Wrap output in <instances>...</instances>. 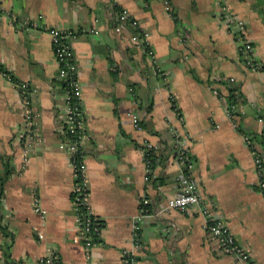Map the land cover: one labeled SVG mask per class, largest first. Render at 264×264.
<instances>
[{"label": "crops", "instance_id": "crops-1", "mask_svg": "<svg viewBox=\"0 0 264 264\" xmlns=\"http://www.w3.org/2000/svg\"><path fill=\"white\" fill-rule=\"evenodd\" d=\"M228 2L246 21L264 65V0ZM0 7V225L12 234L13 264H37L48 246L59 264H121L125 249L135 252L139 264H235L210 241L202 206L225 220L251 259L264 264V194L255 188L254 157L229 120L225 98L231 83L241 95L237 120L245 131L260 133L264 70L243 65L213 0H0ZM114 8L127 10L149 33L155 66L130 42L129 31H114ZM38 16V29L20 23ZM49 27L98 31L71 43L87 136L89 202L103 227L89 257L72 210L70 158L59 148L64 90ZM1 70L27 82L37 125L47 138L24 169L19 91ZM133 117L144 121L140 130ZM175 127L190 137L201 206L156 214L178 192ZM146 142L160 145L148 180L140 147ZM141 195L156 216L141 221L135 248L132 219ZM34 198L43 214L34 210ZM4 241L0 231V245ZM0 257L5 262L1 250Z\"/></svg>", "mask_w": 264, "mask_h": 264}, {"label": "built area", "instance_id": "built-area-1", "mask_svg": "<svg viewBox=\"0 0 264 264\" xmlns=\"http://www.w3.org/2000/svg\"><path fill=\"white\" fill-rule=\"evenodd\" d=\"M214 5L218 9L219 19L225 23V27L230 32L239 47V54L243 65L252 70H264V65L256 56L255 46L249 36L246 21L236 15L230 8L228 0H213ZM166 9H170L165 2ZM1 11V7H0ZM116 33H124L129 31V40L132 44L142 47L150 60L155 62V53L150 44L149 33L144 31L136 18H134L125 9L114 8ZM23 19L20 23L23 27L38 29L40 28L39 19ZM14 19V18H13ZM50 36L54 57L58 64L57 79L62 82L64 90V110L61 116L62 125L58 129L63 135L59 140V148L64 150L70 158L73 185H72V210L78 232V237L82 241L86 256H90V250L99 244V238L102 231V221L94 214L89 202V186L87 179V166L85 161V144L87 140L83 109H82V92L78 81L77 64L72 49V41L80 34L95 35L98 33L96 29H61L46 28ZM155 66V65H154ZM156 71L158 69L155 68ZM159 72V71H158ZM9 81H11L19 91L22 122L18 133V143L21 149V168L27 166L30 156L36 150L42 149L47 138L43 135L37 125L38 112L33 103L32 90L25 81L12 79L8 73L1 71ZM232 80V79H231ZM217 93V91H214ZM171 103L174 105L173 96L170 97ZM227 113L231 124L235 127L236 115L232 114L227 108ZM139 118L133 117L134 128L140 130ZM182 127V126H181ZM175 127L171 130V134L175 141L174 159L180 165V174L178 176V192L167 199L166 205L157 211L156 214L168 210H176L184 213L195 206H201V194L197 179L193 173L194 162L191 155V142L188 134L181 128ZM58 135V132H56ZM244 142L250 149L254 157V172L257 180V186L260 190L264 189V158L255 150L254 145H250L249 137L244 136ZM148 148L159 149L160 145L151 143H143ZM146 173L145 180H148L150 170L149 163L144 158ZM149 199L144 195L139 197V213L132 219V228L134 239L136 241L135 248L138 247L140 223L147 216H156L150 213ZM202 212L206 218L205 228L209 235L210 241L215 245L221 255L232 258L235 264H256L250 257L248 251L241 246L229 225L225 220L216 218L210 213L206 206H202ZM34 210L40 214L44 211L40 209L34 198ZM42 238V235H39ZM56 255L47 247L46 253L37 259V264H54ZM0 264H6L0 257ZM121 264H139L136 254L133 250L125 249L122 252Z\"/></svg>", "mask_w": 264, "mask_h": 264}, {"label": "trees", "instance_id": "trees-1", "mask_svg": "<svg viewBox=\"0 0 264 264\" xmlns=\"http://www.w3.org/2000/svg\"><path fill=\"white\" fill-rule=\"evenodd\" d=\"M225 98H226L227 106H228L230 112L236 116L239 115L238 112L236 111V106L239 104V102L241 100V95L239 94L237 88L234 85H232L231 83H229V85L227 86V92L225 93ZM147 112H148V109H145L144 113L147 114ZM138 121H139V125L141 127L144 126V121H142L140 118L138 119ZM235 127L237 128V130L242 135L249 137L250 145L251 146L254 145L257 153L261 157L264 158V127L260 133L247 132L242 128V125L240 123L239 118H238V120L236 119V121H235ZM140 147L144 151V158L148 161L149 170H151L153 163L156 161V159L158 157L157 154H159L158 152H159L160 148L156 150L154 148L148 149L144 145H142ZM263 165H264V163H263ZM255 188L260 190V188L258 186H256ZM260 191L264 194V189L260 190ZM0 231L2 232V234L5 237V241L3 242L2 245H0V250L2 252V256L4 257L6 264H13L14 262H11L10 253H9L10 243L12 242V234H10L8 232V230L6 229V227H4L3 225H0ZM54 264H59L57 257L54 261Z\"/></svg>", "mask_w": 264, "mask_h": 264}]
</instances>
